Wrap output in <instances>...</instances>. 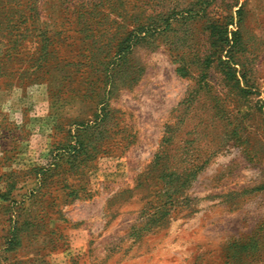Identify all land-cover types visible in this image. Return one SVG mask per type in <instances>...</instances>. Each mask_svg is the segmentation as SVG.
Listing matches in <instances>:
<instances>
[{
	"label": "rangeland",
	"instance_id": "rangeland-1",
	"mask_svg": "<svg viewBox=\"0 0 264 264\" xmlns=\"http://www.w3.org/2000/svg\"><path fill=\"white\" fill-rule=\"evenodd\" d=\"M0 264H264V0H0Z\"/></svg>",
	"mask_w": 264,
	"mask_h": 264
}]
</instances>
